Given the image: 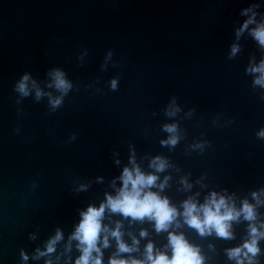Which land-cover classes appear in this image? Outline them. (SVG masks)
Here are the masks:
<instances>
[{
  "label": "water",
  "instance_id": "obj_1",
  "mask_svg": "<svg viewBox=\"0 0 264 264\" xmlns=\"http://www.w3.org/2000/svg\"><path fill=\"white\" fill-rule=\"evenodd\" d=\"M253 2L0 0V264H45L47 257L33 255L57 228L65 239L53 259L63 252L80 210L113 191L111 182L133 148L145 167L156 155L169 159L173 167L160 176L171 175L165 193L177 204L191 194L179 190L181 177L201 201L213 189H226L239 204L264 188V140L256 135L264 128V100L245 71L250 57L259 63L264 51L247 32L236 37L247 18L241 11ZM258 11L264 13V0ZM234 43L242 51L229 59ZM57 67L73 82L57 111L47 96L36 101L34 91L27 98L15 91L25 73L45 87ZM173 97L181 112L168 117ZM174 122L184 136L172 149L161 141L169 136L163 125ZM201 141L205 148L193 150ZM82 183L88 189L77 192ZM258 211L264 220V206ZM248 223L234 224L232 240L201 237L186 225L179 230L201 246L205 264H234L225 249L244 242ZM142 228L149 236L131 254L137 257L149 240L158 247L167 243V233L157 234L152 224L125 221L126 233L139 236ZM260 246L264 264V239ZM21 249L29 253L27 262ZM115 250L112 240L105 264ZM70 255L75 264V247Z\"/></svg>",
  "mask_w": 264,
  "mask_h": 264
},
{
  "label": "clouds",
  "instance_id": "obj_2",
  "mask_svg": "<svg viewBox=\"0 0 264 264\" xmlns=\"http://www.w3.org/2000/svg\"><path fill=\"white\" fill-rule=\"evenodd\" d=\"M260 7L261 0H254L250 6L242 9L241 15L247 18L236 29V37L239 40L247 32L259 49L264 51V13L258 11ZM241 51L242 46L234 43L228 58L236 57ZM108 55L110 58L111 53ZM245 71L247 75L253 77L252 87L262 90L260 99L264 100V57L259 63L256 62L254 55L250 57ZM47 75L49 79L45 82V87L53 89L57 94L45 91V87H41L40 82L33 79L30 73H25L19 79L15 91L23 98L29 97L34 91L36 101L47 96L48 107L55 112L63 106L65 98L73 89V82L59 67L50 69ZM118 81V77L111 80L112 90L117 89ZM180 112L181 107L173 97L165 110V115L176 117ZM162 130L169 134L167 140L161 141L163 146L174 149L183 139L184 134L179 122L164 124ZM256 135L258 139L264 140V128ZM75 138L74 133L72 139ZM205 146L206 142L201 141L191 147L193 150L202 151ZM171 167L173 165L169 159L162 155L151 157L145 167L138 162L133 148L128 164L111 182L113 191L106 192L105 199L99 205L91 203L87 208L80 210V220L64 243L63 252L53 259L58 245L65 239L63 229L57 228L55 234L44 242L43 248L37 247L33 259L47 257L45 264H58L64 254L68 253L65 264H70L72 260L70 253L75 247L79 252L75 264H105L104 250L111 246L112 240H115L116 250L109 257L108 264H205L206 257L201 246L190 241L186 233L179 229L186 225L201 237L214 234L217 238L232 240L235 239L234 224L247 221L249 223L244 242L239 246L225 249V252L234 264H260L262 252L260 241L264 239V220L259 219L258 209L264 206V199L261 198L264 195V188L253 191L252 200L244 198L239 204L236 194L229 193L226 189L221 191L213 189L201 201L199 191L192 193L193 183L187 177H181L179 190L191 194L177 204L165 193V189L170 186L171 175L164 176L162 180L160 176ZM88 187V184L82 183L76 191H86ZM115 216L121 219L113 221ZM125 221L130 226L137 222L152 224L157 234L167 233V243L158 247L155 241L149 240L143 248L142 257L131 255L140 252L141 239L148 237L149 232L142 228L139 236L131 230L126 233ZM126 234L131 238V243L125 239ZM30 237L35 239L36 234L32 233ZM21 257L23 262H27L29 253L21 249Z\"/></svg>",
  "mask_w": 264,
  "mask_h": 264
}]
</instances>
